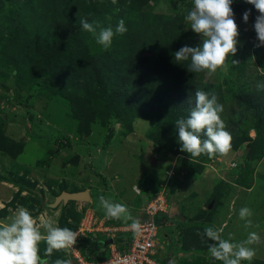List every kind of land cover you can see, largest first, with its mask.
I'll return each instance as SVG.
<instances>
[{"label":"rangeland","instance_id":"1","mask_svg":"<svg viewBox=\"0 0 264 264\" xmlns=\"http://www.w3.org/2000/svg\"><path fill=\"white\" fill-rule=\"evenodd\" d=\"M53 3L36 5L38 9L29 8V12L24 10L26 3L23 2L14 7L4 5L0 8V180L9 179L16 185L20 183L19 186L28 187L27 195H16L10 205L12 209H18L14 205L18 203L28 209L37 222L51 220L55 226L67 227L77 233L72 246L53 250L49 264H54L56 259L80 264L73 252L84 262L96 261L103 256V243L111 239L113 233L121 234V239L116 242L118 245L130 232L113 228H124L130 224L124 222V217L115 219L107 217L104 211L96 212L89 201L60 203L51 207L62 186L65 188L67 183L72 189L75 182L66 180L65 183L62 178L64 184L53 181L60 187L56 193L51 189L48 193L44 189L38 191L23 177L30 174V166L34 163L49 167L55 176L58 173L56 169L70 168L69 177L75 179L77 170H84L86 180L81 191L89 187L93 197L99 198L93 183L99 181L102 185L103 178L99 172L104 168L107 178L115 184L113 189L118 190V184H129L135 194L138 190V195L147 196L148 202L152 198H160L166 204L167 212L173 216L166 228L159 218L160 221L157 220V224L165 228L159 251L167 264L173 258L176 264H223L211 257L208 243L201 238L207 226L215 227L223 238L235 242L246 240L250 232L256 233L257 239L250 245L254 255L242 264H264V123L257 135L254 112L235 103L237 96L262 91L257 85L264 82V46H257L258 43L254 50L250 43L244 41V37L253 38L254 33L248 31L245 36L240 33L239 50L215 72H194L197 88L211 91L223 105L221 118L231 140L223 153L193 157L180 151L175 123L169 122L167 112L162 109L156 115L154 111L145 120L127 112L126 105L113 103L108 94V80L88 84L83 91L68 87L62 78L50 75L49 69L55 67L54 61H49V53L52 44L59 42V37L55 31L48 32L43 23L49 21L50 13L55 17L56 7H50ZM92 3L103 6L106 2L93 0ZM231 6L238 29L250 30V25L260 14L258 10L245 0H234ZM126 7L122 11L112 7L97 31L102 27L115 28V22L120 19L125 21L127 28L140 22L141 16L131 9L129 2ZM192 8L193 0H146L140 13L150 16L149 24L152 25V18L163 21L178 16L182 19L187 39L197 46L201 39L184 19ZM249 9L251 14L245 23L242 14ZM120 36L114 37L108 48L111 52L97 63L101 72L109 77L112 73L107 70L122 58L112 51ZM73 40L84 42V37ZM90 41L95 52L102 49L94 36ZM72 43L62 44V55L66 56L67 51L77 46V43ZM104 62L106 66L103 67L101 64ZM67 140L70 150L60 146ZM28 144H38L41 151L32 149L35 152L33 157V152L23 150ZM125 144L129 147L128 160L133 157V165L127 167L126 172L119 168L120 163L109 161L110 154L102 147L111 145L118 148L114 154H118L121 160ZM73 165H78L79 169L73 172ZM45 169L41 170L44 172ZM41 193L48 194L46 202ZM243 207L252 210L253 214L248 218L251 225L246 226L239 217V210ZM5 212H0V216L7 218V223L14 211ZM46 247L41 241V254Z\"/></svg>","mask_w":264,"mask_h":264},{"label":"trees","instance_id":"2","mask_svg":"<svg viewBox=\"0 0 264 264\" xmlns=\"http://www.w3.org/2000/svg\"><path fill=\"white\" fill-rule=\"evenodd\" d=\"M49 1L54 2L50 7H56L55 17L50 13L53 9L49 10V21L46 20L43 25L48 32L55 31L61 42L52 44L53 48L49 53V61H54L55 67L49 69L53 78L60 77L66 86L83 91L87 89L88 84L108 80L110 85L108 94L113 103L119 106L126 105L127 112L145 120L151 113L155 111L156 115L161 109L167 112L171 124L177 119L187 118L191 107L194 106V93L200 88H197L194 72L188 70L190 61H182L180 65L174 60V53L185 44L196 46L183 32L182 19L178 16L163 21L160 18H152L153 25L149 24L150 16L140 13L146 0H117L116 3L104 0L106 3L103 6L93 5V0H0V8L4 5L14 7L23 2L26 3L24 10L29 12V8L38 9L36 5ZM128 2L131 9L142 19L133 24L132 28H127V32L120 36L118 43L115 44L116 47L112 51L122 58L113 62V68L107 70L112 73L109 77L108 74L101 72L97 63L101 58L108 56L110 50L102 48L95 52L90 41L93 35L82 30L79 20L84 18L90 23L96 21L101 25L112 7H118L122 11L127 8ZM149 25H152V28ZM82 37L84 42L73 40ZM68 42L69 44L75 42L77 46L67 51V55L64 56L62 44ZM230 58L231 55L226 61ZM101 66H106V63H102ZM261 92L235 97L238 106L254 112L256 117L253 122L257 135L260 125L264 123V90ZM169 128L170 125L166 126L165 131ZM68 145V140L60 144L66 147ZM157 220L163 223L166 218L160 214L156 222ZM181 225L183 227V224Z\"/></svg>","mask_w":264,"mask_h":264},{"label":"clouds","instance_id":"3","mask_svg":"<svg viewBox=\"0 0 264 264\" xmlns=\"http://www.w3.org/2000/svg\"><path fill=\"white\" fill-rule=\"evenodd\" d=\"M112 2L116 3L117 0ZM233 2L234 0H193V8L184 19L190 29L199 35L201 42L195 47L185 44L177 50L174 53L175 63L181 65L182 61H190L189 71L208 70L211 73L224 66L229 55H235L240 33L231 6ZM245 2L253 5L260 13L255 18L253 28L260 42L257 46H264V0ZM250 14V9L242 14L245 23ZM79 23L82 30L92 33L95 42L105 50L111 47L116 35L127 32L123 19L117 22L115 28L102 27L98 31L96 21L90 23L81 18ZM233 63L236 61L233 60ZM257 86L264 90V82H258ZM193 105L187 118H180L175 122L180 151L193 157L227 151L231 134L221 118L223 105L218 102L216 95L211 91L197 89ZM98 199L107 217H124L131 221L130 228L134 234L141 231L140 221L131 215L125 204L113 202L104 196ZM252 214L248 207L239 210V217L245 221L246 226L251 225L252 221L248 218ZM76 237L77 233L72 229L55 226L51 220L37 222L31 212L21 206L14 211L10 222L0 223V264H49L53 250L69 248L76 242ZM201 238L208 243V252L212 258L223 264H242L253 257L254 249L250 245L257 236L250 232L246 240L235 242L230 238H223L215 227L207 226ZM41 241L47 245L43 254L39 248ZM54 264H71V261L56 259ZM169 264H176V260L170 259Z\"/></svg>","mask_w":264,"mask_h":264},{"label":"crops","instance_id":"4","mask_svg":"<svg viewBox=\"0 0 264 264\" xmlns=\"http://www.w3.org/2000/svg\"><path fill=\"white\" fill-rule=\"evenodd\" d=\"M126 145V144H125ZM38 144L37 145H26V148H23V150H28L29 152H33V157L35 156V152L34 151H31L32 149L33 150H36V148H38ZM104 151H107L109 152L110 156H109V161H111L112 163H120V169L122 170H125L128 168H130L132 165H133V160H132V156H131V159L128 160V145H126V148L125 146L123 145L122 146V150L124 151V153H121L120 155L123 156V158L120 160L119 159V155H115L118 151V148H112L111 145H103L102 146ZM41 148V147H40ZM70 150V148L66 147L65 150ZM39 151H41L39 148H38ZM62 151V149H59ZM64 150V149H63ZM115 153V154H114ZM112 154H114V156H112ZM127 154V155H126ZM23 155V154H22ZM107 161V162H109ZM118 161V162H117ZM33 162V161H31ZM67 163H69L68 160H66ZM34 163V162H33ZM79 165V164H78ZM77 165V167L75 165H73L72 167V171L74 172L75 169H79V166ZM118 166V165H117ZM70 167V165H69ZM42 168H46L45 171L43 172V170H41ZM50 168H53L52 166H50ZM82 169V168H81ZM107 170V169H106ZM49 167H46V166H42V165H36L35 163L32 164L30 166V174L29 175H23L25 181H29L31 183L34 184V188L35 189H39L38 191H41L42 189H44L45 191H47V193L49 192V190L51 189L54 193H56L57 189L60 187H58L57 185H54V182L58 181L60 183V181L62 182V178H63V181L65 182L66 180H69L70 182H75L73 184V187L74 188H70L69 184H67L66 182V187L64 188L62 186V189L64 190H60L61 192L63 191H66V192H69V193H73V192H79L82 190V186L84 185V181L86 180V174L84 172V170H77V177L76 179L75 178H70L69 175L71 174L70 173V168H65V170H58L56 169V172L58 171L57 173V176H55L53 174L54 171H50ZM69 171V172H68ZM107 171H104V168L102 169L100 173V175H102V185L100 184V182L96 181L95 183H93V186L95 187V191L96 193L99 192V194H97L99 197L100 195L101 196H104L106 199L107 198H110V199H114V201H118V203H123L127 206L128 208V211H130L131 215L136 218V219H142L144 218V212L142 211V209L146 206V204L148 203L149 201V198L147 196H144V195H138V194H135L130 188L131 186L128 184H126V186H124L125 184H122V185H119L118 184V190L116 189H113V187L115 186V184H112V180L110 178H107L108 175L106 174ZM126 172V170H125ZM21 176L23 173H21ZM107 175V176H106ZM48 179V180H47ZM101 179V178H100ZM97 180V179H96ZM54 181V182H53ZM49 182V184H48ZM64 182H62L64 184ZM71 182V183H72ZM20 183L18 185L14 184L11 180L9 179H1L0 180V212H2L3 210H6V212L8 213L9 211L10 212H13L15 211L16 209H12V207L10 206L11 203H13V200L14 198L16 197V195L19 194L20 197L24 196V195H27L28 192H27V188L26 187H21L19 186ZM72 185V184H71ZM105 185V186H104ZM65 186V185H64ZM90 185V187H93ZM103 187V189H102ZM49 188V189H48ZM58 189V190H59ZM76 189V190H75ZM106 189V190H105ZM113 189V190H112ZM85 190L89 193L90 195V200L89 202L92 203V207L93 209L97 212H102L104 211L102 209V207H100L99 205V199L98 197H93L92 196V193H91V189L88 188H85ZM115 190V191H114ZM36 191V190H35ZM102 192V193H101ZM115 193V194H114ZM48 194H42L40 196H43L44 199H45V202L47 201L46 199H48L47 197ZM50 195V194H49ZM51 201V200H49ZM141 204V205H140ZM14 205L19 208L21 207V205H19L18 203H14ZM48 205V204H47ZM60 211V210H59ZM135 211V212H134ZM5 212V214H6ZM105 213V212H104ZM7 216V215H6ZM7 218H3V216L1 215L0 216V223H5V220ZM119 219H122L119 218ZM124 222H128V224L131 223L130 220H125ZM168 223H166L165 225V228L167 227ZM165 228H163V231L165 230ZM130 225L129 226H126L124 228H120V227H117V228H113V230H119V231H125V230H130ZM106 230V229H104ZM113 234H116V236H118V241L119 239H121V234H117V233H113ZM112 234V235H113ZM123 234V233H122ZM111 235V236H112Z\"/></svg>","mask_w":264,"mask_h":264},{"label":"built area","instance_id":"5","mask_svg":"<svg viewBox=\"0 0 264 264\" xmlns=\"http://www.w3.org/2000/svg\"><path fill=\"white\" fill-rule=\"evenodd\" d=\"M254 22L250 25V30L248 28L238 29L239 33L246 35L250 32L254 33L253 38L244 37V41L250 43L256 49V44H260L257 39V34L253 28ZM255 42L253 45L252 43ZM240 50H243V46H240ZM253 50V51H254ZM138 194V190L136 191ZM166 204L160 198H152L150 202L142 209L144 212V218L138 219L142 225V229L138 233H133L130 229L127 237L123 242L116 244L118 241V236L116 234L112 235V244L108 245L103 249L104 254L96 261L84 262L82 258L75 252L74 258L80 264H167L166 260L160 257L161 241L160 239L165 237L162 232L163 227L161 224H157L156 218L162 214L166 218L163 221L164 226L171 220L170 212L166 210ZM169 247V244L167 243Z\"/></svg>","mask_w":264,"mask_h":264},{"label":"water","instance_id":"6","mask_svg":"<svg viewBox=\"0 0 264 264\" xmlns=\"http://www.w3.org/2000/svg\"><path fill=\"white\" fill-rule=\"evenodd\" d=\"M89 200H90V195L87 191H79L73 193L63 191L54 199V203L51 204L50 206L56 207L60 203L66 204L67 202H86ZM111 244H112V240L109 239L103 243V246L106 247Z\"/></svg>","mask_w":264,"mask_h":264}]
</instances>
